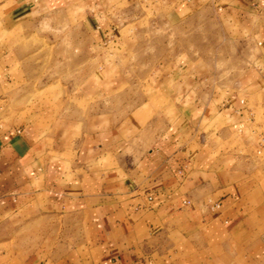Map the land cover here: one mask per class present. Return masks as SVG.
<instances>
[{
  "label": "crops",
  "instance_id": "1",
  "mask_svg": "<svg viewBox=\"0 0 264 264\" xmlns=\"http://www.w3.org/2000/svg\"><path fill=\"white\" fill-rule=\"evenodd\" d=\"M62 1L0 0V264H262L264 0H175L189 49L138 74L59 34L84 117L34 75Z\"/></svg>",
  "mask_w": 264,
  "mask_h": 264
},
{
  "label": "rangeland",
  "instance_id": "2",
  "mask_svg": "<svg viewBox=\"0 0 264 264\" xmlns=\"http://www.w3.org/2000/svg\"><path fill=\"white\" fill-rule=\"evenodd\" d=\"M175 3V0H63L61 2V7H64L61 8V29L58 30L59 24L55 17V21L51 19L50 23L39 29L38 34L33 37L34 46L30 50L37 53L34 75L43 78L44 83H55L52 89L61 87L62 102L77 105L81 110L82 117L88 115L91 107L101 105L100 101L79 98L77 92L70 90L74 69H69L71 64L68 62H61V65L58 66L59 64L55 62L57 48L49 46L47 43L51 44L56 41L60 34L61 42H64L61 44V53L65 50L69 51L74 40L77 41L76 45L81 41L83 59L87 57L88 60L90 56H100L97 62L99 68L106 64H112L114 72L117 73L122 70L134 74L147 72L153 70L155 66L159 67L160 63L152 61L155 58L160 59L164 53L173 54L189 49L180 45V40L185 38V34L179 32L173 23L177 20L174 19V14L170 13V7ZM79 11H81L80 16L77 14ZM90 16L97 18L95 20L96 29L91 32L85 28ZM51 18L53 17L51 16ZM98 26H101L100 29L97 28ZM196 34H200V32ZM42 37L49 38L42 40ZM158 39L169 40V42L167 45L159 47L154 42ZM144 40L149 45H143ZM170 40L174 42L172 45ZM214 41H210L212 44L211 55L224 54L225 47L219 46L218 43L215 45ZM43 42L44 46H41ZM196 51L195 49V55H199L200 52ZM89 64V61L84 62L81 68L89 66ZM219 65L221 68L226 66L223 61ZM227 66L229 67V65ZM60 68L61 82H57L55 77L58 76ZM18 71L15 70L14 74L20 73ZM39 82H42V79H39ZM43 94L41 91L30 94V101L36 100ZM256 149L258 150V148ZM262 264H264V260Z\"/></svg>",
  "mask_w": 264,
  "mask_h": 264
},
{
  "label": "built area",
  "instance_id": "3",
  "mask_svg": "<svg viewBox=\"0 0 264 264\" xmlns=\"http://www.w3.org/2000/svg\"><path fill=\"white\" fill-rule=\"evenodd\" d=\"M244 103V101H242ZM258 152L262 154L264 152V126H261L258 130Z\"/></svg>",
  "mask_w": 264,
  "mask_h": 264
}]
</instances>
